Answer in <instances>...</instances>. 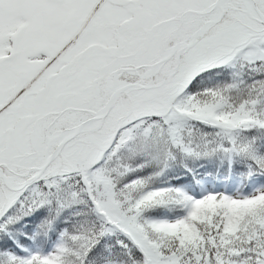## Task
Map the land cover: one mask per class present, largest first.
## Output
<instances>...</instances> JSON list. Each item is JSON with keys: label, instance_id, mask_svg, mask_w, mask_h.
I'll list each match as a JSON object with an SVG mask.
<instances>
[{"label": "snow or ice", "instance_id": "obj_1", "mask_svg": "<svg viewBox=\"0 0 264 264\" xmlns=\"http://www.w3.org/2000/svg\"><path fill=\"white\" fill-rule=\"evenodd\" d=\"M0 264H264V0H0Z\"/></svg>", "mask_w": 264, "mask_h": 264}]
</instances>
